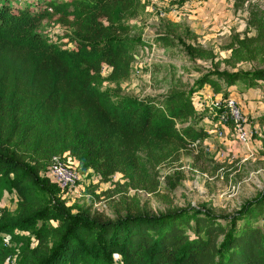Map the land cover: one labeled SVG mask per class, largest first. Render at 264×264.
Masks as SVG:
<instances>
[{
    "label": "trees",
    "instance_id": "trees-1",
    "mask_svg": "<svg viewBox=\"0 0 264 264\" xmlns=\"http://www.w3.org/2000/svg\"><path fill=\"white\" fill-rule=\"evenodd\" d=\"M116 2L127 8L136 1H50L52 11L69 20L83 38L65 46L37 29L49 14L46 9L29 0H0V187L13 188L18 195L17 210L8 214L2 228L50 231V237L36 235L31 247L22 235L17 264H108L114 251L121 254L116 264H264V188L221 215L178 206L100 218L88 205L71 212L63 201H50L54 184L40 174L41 156L28 144L32 135L62 142L79 171L90 167L106 180L116 170L134 167L140 147L202 139L205 128L183 123L195 112L193 94L202 84L218 91L223 83L226 96L237 82H264V67L215 66L189 88L173 86L163 94L141 96L111 94L97 81L103 63L109 67L107 78L117 81L129 74L131 46L174 45L168 32L143 39L132 35L128 24L114 22L111 8ZM263 19L264 10L251 4L246 22L255 34L235 39L232 59L250 58L258 48L264 51ZM187 49L201 58L214 55L198 44ZM258 136V151L264 155V124ZM46 218L56 219V224L37 225ZM7 250L0 248V255Z\"/></svg>",
    "mask_w": 264,
    "mask_h": 264
},
{
    "label": "rangeland",
    "instance_id": "rangeland-1",
    "mask_svg": "<svg viewBox=\"0 0 264 264\" xmlns=\"http://www.w3.org/2000/svg\"><path fill=\"white\" fill-rule=\"evenodd\" d=\"M24 1L17 0V3ZM29 1L48 11L37 29L49 40L71 46L74 39H83L75 34L69 20L59 18L52 11L49 2L59 0ZM134 1L127 8L123 3L112 5L114 22L128 24L130 33L143 39L156 32H168L174 38V45L131 46V69L125 78L117 81L107 78L109 67L103 63L97 81L111 94L141 96L163 94L173 86L189 88L203 71L215 66L227 70L264 67V51L260 48L250 58L234 60L229 56L237 37L255 34L246 22L248 9L251 4H257L264 10V0ZM188 44L209 48L214 55L207 58L192 55ZM224 88L223 83L218 91L202 84L193 94L195 112L183 123L205 128L206 135L202 139L154 142L140 147L134 167L123 172L116 170L106 180L90 167L79 171L74 157L62 148V142L50 143L49 138L37 133L32 135L28 144L37 147L41 156L40 174L54 184L50 201L55 198L63 201L71 212L88 205L91 213L100 218H113L125 212L155 213L178 206H193L217 215L235 211L264 188V155L258 151L261 146L259 127L264 124L260 120L264 115V82L253 85L237 82L228 88L226 95L236 99L252 132L246 148L233 142L228 130L221 139L214 134L217 117L224 109ZM56 160H73L78 176L70 187L62 188L51 179L49 167ZM230 185H234L233 190ZM17 199L13 188L0 187V248L8 249L5 255H0V264H11L10 258L6 259L7 254L13 257V264H17L22 235L28 239L29 247L36 243V235L50 237V231L40 227L3 230L8 214L17 210ZM56 221L46 218L37 225L43 223L51 227ZM120 257V252H112L108 264H116Z\"/></svg>",
    "mask_w": 264,
    "mask_h": 264
},
{
    "label": "built area",
    "instance_id": "built-area-1",
    "mask_svg": "<svg viewBox=\"0 0 264 264\" xmlns=\"http://www.w3.org/2000/svg\"><path fill=\"white\" fill-rule=\"evenodd\" d=\"M217 119V125L214 127L213 131L218 139L223 138L224 132L228 130L233 142L245 148L248 147L252 132L246 125L241 107L237 104L233 95L226 96L224 100V109L219 113ZM259 128L261 130L262 125ZM49 175L58 186L64 188L74 184L78 173L73 164V160H56L52 162L49 167ZM230 188L233 190L234 185H230ZM9 258L11 264H13V257L10 254L6 256V259Z\"/></svg>",
    "mask_w": 264,
    "mask_h": 264
},
{
    "label": "crops",
    "instance_id": "crops-1",
    "mask_svg": "<svg viewBox=\"0 0 264 264\" xmlns=\"http://www.w3.org/2000/svg\"><path fill=\"white\" fill-rule=\"evenodd\" d=\"M258 146V145H257Z\"/></svg>",
    "mask_w": 264,
    "mask_h": 264
}]
</instances>
